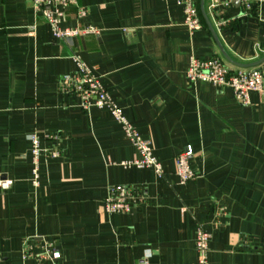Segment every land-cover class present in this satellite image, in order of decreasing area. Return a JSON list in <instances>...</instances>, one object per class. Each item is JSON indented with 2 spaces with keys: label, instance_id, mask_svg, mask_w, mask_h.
<instances>
[{
  "label": "crops",
  "instance_id": "0c3cea01",
  "mask_svg": "<svg viewBox=\"0 0 264 264\" xmlns=\"http://www.w3.org/2000/svg\"><path fill=\"white\" fill-rule=\"evenodd\" d=\"M197 0L190 30L178 0H79L62 27L98 34L60 39L29 0H0V264H264V77L250 103L228 86L190 81L192 56L264 75V1L245 9ZM78 56L99 77L163 165L138 157L107 108L83 109L60 88ZM259 62V63H258ZM60 155L41 158L32 184V134ZM196 178L182 183L176 157L188 146ZM135 193L128 213L107 212L111 186ZM53 252L60 257L54 258Z\"/></svg>",
  "mask_w": 264,
  "mask_h": 264
},
{
  "label": "built area",
  "instance_id": "2783aa9c",
  "mask_svg": "<svg viewBox=\"0 0 264 264\" xmlns=\"http://www.w3.org/2000/svg\"><path fill=\"white\" fill-rule=\"evenodd\" d=\"M35 10L39 12L51 26L54 35L60 39H72L80 35L98 34L97 28L86 25L77 27H62V23L67 18V11L72 8H78V17L84 18L87 14L85 8L79 6V0H29ZM235 0H226V4ZM245 9H251L256 4L264 0H240ZM184 9V23L192 31L202 27L199 7L197 0H178ZM218 0H211V7L217 5ZM74 59L77 62V69L74 72L63 74L60 82V88L63 92L72 94L79 99V106L83 109H89L93 106L98 108H107L114 118L122 124L127 138L137 147L138 157L125 162L127 165L138 167H149L155 170L159 176H163V165L160 160L154 156L150 143L143 139L135 128L130 124L124 115L123 109L117 105L104 86L99 77L94 73L86 63L80 60L78 56ZM187 77L190 81H204L215 86L230 87L236 99L242 104L250 103L251 91H261L263 87V71L259 68L232 70L226 66L219 58L199 59L192 56L187 69ZM32 154V184L37 187L40 184V164L41 158L45 154L48 157L60 155V151L47 152L41 146L39 136L34 133L30 137ZM194 154L192 146L188 145L176 157V174L182 183L189 182L196 178L195 172L190 165V159ZM14 183L13 179H0V188L8 189ZM135 193L131 187L124 184H116L110 187L109 194L105 199V208L107 212L128 213L134 205ZM211 234L203 228L198 229L196 236V250L198 252V264H209L208 252ZM54 258H59V252H53ZM138 264H150L148 261Z\"/></svg>",
  "mask_w": 264,
  "mask_h": 264
},
{
  "label": "water",
  "instance_id": "95a60500",
  "mask_svg": "<svg viewBox=\"0 0 264 264\" xmlns=\"http://www.w3.org/2000/svg\"><path fill=\"white\" fill-rule=\"evenodd\" d=\"M240 1V0H239ZM203 4H204V0H202V6H203ZM259 63V62H258Z\"/></svg>",
  "mask_w": 264,
  "mask_h": 264
},
{
  "label": "rangeland",
  "instance_id": "374dc122",
  "mask_svg": "<svg viewBox=\"0 0 264 264\" xmlns=\"http://www.w3.org/2000/svg\"><path fill=\"white\" fill-rule=\"evenodd\" d=\"M63 76V75H62ZM62 78V77H61ZM61 82V81H60Z\"/></svg>",
  "mask_w": 264,
  "mask_h": 264
}]
</instances>
